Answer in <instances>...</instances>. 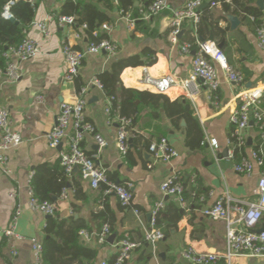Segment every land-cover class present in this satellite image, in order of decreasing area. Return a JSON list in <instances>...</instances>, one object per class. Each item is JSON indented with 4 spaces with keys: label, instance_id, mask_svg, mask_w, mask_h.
<instances>
[{
    "label": "crops",
    "instance_id": "1",
    "mask_svg": "<svg viewBox=\"0 0 264 264\" xmlns=\"http://www.w3.org/2000/svg\"><path fill=\"white\" fill-rule=\"evenodd\" d=\"M167 1L170 9L150 19L140 18L143 6L139 5L138 10L130 12L132 18L136 19L132 26L117 10L109 12L112 22L108 25L111 29L103 30L101 26L99 33H106L109 39L118 44V55L109 57L101 53L87 56L80 67L78 77L72 82L64 79L66 62L61 52L62 41H69L75 49H85L90 43L85 29L78 25L65 28L59 26L58 17L63 15L65 4L69 1H31L36 13L28 37L40 44L41 52L34 59L19 64L20 79L17 82H10L4 70L0 73V103L9 108L12 126L22 137V143L8 152L12 177L0 171V230L8 228L14 211L21 209L15 229L16 235L1 243L0 264H35L31 239L37 238L43 243L46 238L44 228L48 220L47 215L29 207L30 182L34 170L39 165H61V152L66 150L67 142L60 148H51L47 134L56 124L62 102H75L79 88L90 85L93 79L105 71L112 73L115 61L133 55H144L146 50L155 53L156 61L151 66L126 68L120 75L125 87L148 90L142 83L146 75L153 78L173 76L178 80L189 78L195 55L194 51L190 54L182 53L181 46L194 42L193 23H185L179 44H173L170 40L171 10L184 7L189 0ZM203 1L199 11L207 9L205 23L212 24L213 28H210L205 38L200 35L199 37L212 40L218 46L222 45L221 49L229 65L243 74L245 84L242 89L235 88L219 70L218 107L210 99V92L201 81L196 84L197 89L190 91H196L193 96L186 94L178 85L173 86L167 96L171 101L181 100L190 104L204 133V142L201 147L191 149L186 144L185 119L176 126L163 109L159 110V118L154 119L152 109L142 107L139 122L130 130L131 161L122 156L117 147L121 118L119 109L114 108L103 89L94 85L90 87L86 121L96 128L106 145L99 147L95 136L87 133L83 149L87 155L95 157L98 166L107 170L112 181L132 185L133 207L140 211V216L137 217L132 208L120 205L115 195H106L102 189H93L81 178L79 170H74L75 180L80 181L86 197L76 200L74 190L68 184L70 188L67 186V198H62V194L59 199L55 197L56 216L62 219L73 217L83 223L86 226L84 230L90 233L101 231L105 225L100 218H94V214L107 210L113 218L114 230L105 243H100L95 236L90 240L80 236L85 246L97 252L91 264L114 259L116 245L125 233L141 240V222L148 224L151 213L160 201L165 203L162 214L164 216L168 215L172 203L184 211L177 227L170 229L169 234L166 235L164 228L159 226L165 234V239L159 244V252L166 254L165 259L161 258L160 264H187L179 260V252L189 245L201 252L224 253L225 224L204 217L202 210L226 194L247 202L257 198L258 181L264 174V166L256 165L251 176L239 174L235 171V162L228 157V153L231 149L229 141L234 131L231 116L240 105L238 91L260 88L264 92V52L259 48L256 38V28L264 24V0H242L250 7L258 9L261 13L259 20L234 12L236 7L233 0ZM213 2L218 5L212 6ZM225 3L230 5V12L226 11ZM99 7L105 10L102 6ZM230 15L238 17V26L233 28L229 20ZM42 21H46L48 25L47 38H43L35 26V23ZM40 95L44 97L42 101L37 100ZM110 107L112 112L109 116L106 110ZM260 107L264 113V94ZM242 134L246 140V155L250 156L252 151L258 148L264 151V136L253 121ZM162 138H167L179 153L178 157L170 162L156 160L154 156L153 148ZM212 141H216L217 149L212 145ZM170 176H176L184 184L187 210L183 209L174 197L162 194L161 185ZM112 235H115V238L111 241ZM13 248L17 251L15 256L11 253ZM139 252L134 254L133 260H137ZM167 258L169 260L166 263ZM250 263L249 259L236 261V264ZM149 264L157 263L151 257Z\"/></svg>",
    "mask_w": 264,
    "mask_h": 264
},
{
    "label": "built area",
    "instance_id": "2",
    "mask_svg": "<svg viewBox=\"0 0 264 264\" xmlns=\"http://www.w3.org/2000/svg\"><path fill=\"white\" fill-rule=\"evenodd\" d=\"M118 5L119 0H113ZM203 0H189L187 4L179 9L171 10V32L170 40L173 44H179L184 25L191 21L194 25L195 40L192 43H184L181 51L184 54H190L195 51L191 74L186 80H178L173 76L153 78L146 75L142 80L145 87L161 94H169L173 86L178 85L189 96L196 94V84L201 81L210 92V99L216 107L219 106L218 91L220 89L219 70L223 72L226 80L233 84L235 88L242 89L245 84L244 76L241 72L233 69L227 60L225 53L219 48L217 43L212 40L201 39L197 33L198 24L201 21L200 7ZM16 0H10L4 7L3 17L7 20L13 18L12 7ZM218 5L213 2L212 6ZM170 9L167 0H154L150 5L140 10V18L150 19L163 14ZM130 26L135 22L130 12H119ZM60 27H72L76 25L74 16L61 15L58 17ZM40 35L43 38L49 36L48 25L46 21L35 23ZM87 29V24L81 25ZM103 30H110L108 24L102 25ZM95 37L99 32L94 33ZM256 38L259 48L264 52V24L256 28ZM41 52L40 44L32 39L25 38L19 45L9 48L3 54L4 65L0 64V73L4 70L9 81L12 83L20 79L19 64L34 59ZM61 52L66 62V72L64 79L67 82L74 81L78 75L80 67L89 55L105 53L109 57H116L119 53V46L111 39L106 38L99 43L90 42L83 50L75 49L67 40L62 41ZM94 85L103 89V84L97 79H93L90 85L84 86L78 93L75 102H62L60 112L57 116L56 124L47 134V141L51 148H58L67 142L66 150L61 152L60 163L68 177H71L75 169H78L81 178L87 181L93 189H101L106 186L104 193L114 194L123 207L132 208L137 217L140 211L133 207V192L131 184H120L112 181L108 177L107 170L98 166L94 156H89L83 149V141L87 133L93 134L99 145L104 147L105 140L96 132V128L86 121V108L88 105V95L90 87ZM264 92L260 88L248 90H239L237 98L240 101L239 108L232 114L231 123L234 131L231 135L228 157L235 162V171L245 176H251L255 166H264V151L258 148L252 151L248 156L244 153L246 140L242 134L253 121L259 132L264 136V113L261 110L260 103ZM43 96L37 97L38 101L43 100ZM112 103V99H110ZM112 108L106 110L110 116ZM131 120L121 117L120 127L117 135V147L122 156H126L130 149V128ZM22 143L21 135L14 130L11 121L10 110L7 106L0 103V171L12 177V170L9 168L8 152ZM214 148H218L216 141H212ZM156 160L170 162L178 157L179 153L174 146L170 144L167 138L160 139L153 148ZM161 192L164 196L174 197L183 209H186L184 198L185 187L182 181L176 176L168 177L161 185ZM62 198H67L66 190L62 193ZM29 207L33 211L41 212L47 216H55L57 205L50 201H40L33 196L31 191ZM165 210L164 201L156 204L151 213L148 224L141 222L143 229V238L137 239L130 233H125L117 243L116 256L112 260H103L100 264H126L134 259V254L142 249L143 245L150 248L152 259L161 263L159 244L165 239V234L157 225V220L162 216ZM187 210V209H186ZM21 209L17 208L12 216L11 225L6 229L0 230V247L5 239L15 236V229L18 223ZM202 215L213 221H221L226 227V250L219 252H201L194 246H187L179 252V260L187 264H236L239 259H249L250 264H264V232L256 233L253 230L261 227L264 219V174L258 181L257 198L254 201L247 202L241 199H234L229 194L219 198L213 205L202 210ZM111 235V229L105 224L101 231L90 233L87 230H81L80 236L85 240H90L95 236L100 243H105ZM32 250L35 258V264H41L43 243L37 238L31 239ZM12 255H17L13 248ZM9 264V263H5Z\"/></svg>",
    "mask_w": 264,
    "mask_h": 264
},
{
    "label": "trees",
    "instance_id": "3",
    "mask_svg": "<svg viewBox=\"0 0 264 264\" xmlns=\"http://www.w3.org/2000/svg\"><path fill=\"white\" fill-rule=\"evenodd\" d=\"M10 0H0V64L4 65L3 54L11 47L19 45L28 37V32L35 18L36 8L32 3L16 2L11 11L13 18L19 22L7 20L3 17L5 5ZM154 0H119L115 5L113 0H77L65 4L62 12L63 15H72L76 18V25L87 24L85 30L89 42L99 43L108 38L106 33H99L98 37L94 36L95 32H100L103 24H110L112 18L109 12L117 10L118 12L128 13L139 9V5L146 7ZM236 7L234 12L243 15H249L259 20L261 13L258 9L250 7L242 0H233ZM226 11L230 12V5L225 3ZM102 6L105 10L100 9ZM201 21L198 24V35L206 37L212 24L205 23V13L207 9H202ZM146 60H145V57ZM156 61L155 53L146 50L144 55H133L127 58L117 60L112 65V73L105 71L97 76V79L103 84L104 91L109 99H112L114 108H118L121 117L131 120L130 128L133 129L140 120L141 108L147 107L152 109V117L159 118V110L163 109L176 126H179L182 119L186 121V144L191 149L201 147L204 142V133L199 122L194 117L190 104L181 100L171 101L170 98L153 90H140L136 88H127L123 85L120 75L128 67L151 66ZM82 87L79 88V91ZM150 90V91H149ZM120 100V101H119ZM136 148V145H134ZM130 147L126 157L131 161ZM133 162V161H132ZM111 180V176L108 175ZM70 184L74 190L76 200L85 199L86 195L80 181L75 180V176L68 177L61 165L50 166L48 164L39 165L31 177V191L33 196L40 201H50L54 197L60 198L62 192ZM103 191L106 186H102ZM185 193V192H184ZM121 205V203H120ZM168 215H162L157 220V225L169 234V230L176 228L178 222L182 219L181 208L176 204H170ZM94 218H100L102 224H108L113 232V218L108 211L94 214ZM86 226L74 220L73 217L62 219L58 216L48 218L44 228L45 240L43 242V253L41 264H91L97 256V252L85 246L80 239V231ZM140 251V252H139ZM139 251L137 260H132L126 264H149L151 261V252L144 244ZM166 259V263L168 262Z\"/></svg>",
    "mask_w": 264,
    "mask_h": 264
},
{
    "label": "water",
    "instance_id": "4",
    "mask_svg": "<svg viewBox=\"0 0 264 264\" xmlns=\"http://www.w3.org/2000/svg\"><path fill=\"white\" fill-rule=\"evenodd\" d=\"M31 1H32V0H16V2H28V3H31ZM67 1L70 2V1H73V0H67ZM229 20H230V22H231L233 28L236 27V26H238V25L240 24V21H239L238 17H236V16H234V15H230V16H229ZM10 21L15 22L16 25L19 24V22H17L14 18L10 19ZM219 48L221 49V48H222V45H219ZM193 54L195 55L196 52L194 51ZM183 124H184V123H183ZM130 142L132 143V140H130ZM60 147H61V146H60ZM60 147H59V148H60ZM68 187L70 188V185H68ZM113 195H114V194H113ZM53 200H56V198L54 197ZM181 214H182V215L184 214V211H183V210H181ZM50 217H51V216H47V218H50ZM253 231L256 232V233L264 232V224H262L261 227H259V228H257V229H254ZM114 238H115V235H112V236L110 237V240L112 241ZM160 256H161L162 259H165L166 254H165V253H161Z\"/></svg>",
    "mask_w": 264,
    "mask_h": 264
}]
</instances>
